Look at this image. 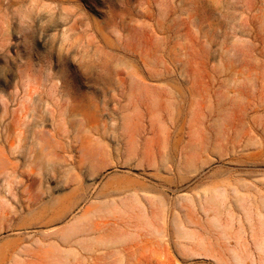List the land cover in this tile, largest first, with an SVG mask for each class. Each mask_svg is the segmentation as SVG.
<instances>
[{"label":"rangeland","instance_id":"rangeland-1","mask_svg":"<svg viewBox=\"0 0 264 264\" xmlns=\"http://www.w3.org/2000/svg\"><path fill=\"white\" fill-rule=\"evenodd\" d=\"M0 264H264V0H0Z\"/></svg>","mask_w":264,"mask_h":264}]
</instances>
